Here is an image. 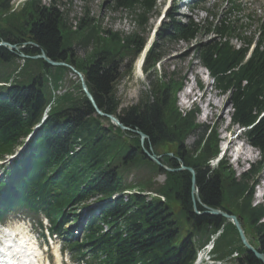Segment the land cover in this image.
<instances>
[{
  "label": "trees",
  "instance_id": "16d2710c",
  "mask_svg": "<svg viewBox=\"0 0 264 264\" xmlns=\"http://www.w3.org/2000/svg\"><path fill=\"white\" fill-rule=\"evenodd\" d=\"M74 1L82 2L83 8L70 21L68 11ZM91 1L48 0L43 4L26 0L13 9L12 0H0V41L23 47L13 51L0 47V71L13 67L1 76L12 83L0 87V158L42 120L54 97L22 161L13 168L14 177L0 186V206L9 201L42 211L57 231L90 200L104 201L97 211L89 210L81 239L66 241L84 264H191L199 248L194 237L218 232L222 233L219 242L232 244L229 233L237 238L239 254L234 264H262L240 247L233 224L208 213L207 208L235 215L245 235L246 227L251 229L250 244L264 255V201H252L264 167V21L258 27L256 46L245 59L253 36L242 35L238 31L242 25L229 18L240 12L238 0H229L226 10L219 16L212 14L204 24L191 18L182 22L170 15V22L145 55L142 71L148 91L136 103L119 108L116 84L131 72L145 46L140 32L145 31L155 0H109V9L131 16L135 29L126 35L103 30L90 16L87 4ZM203 32L214 36L195 44V58L212 79V88L219 95L228 94L230 125L244 128L242 138L259 153V159L239 176L221 161L210 166L218 153V140L214 127L196 122L198 108L177 109L175 92L182 86V77L171 72L165 81V75L156 71L166 55L165 43H191ZM233 37L240 40V46L231 43ZM41 52L79 71L98 109L115 116L127 130L98 115L79 82H70L64 93L53 95L71 71L30 58ZM71 87L74 92L68 91ZM139 132L146 136L143 144ZM190 136L194 141L184 145ZM159 147L165 152L160 162L172 171L155 164L144 152ZM139 164L144 168L135 170ZM181 165L194 172L197 198L191 192V173L180 170ZM158 174L166 177L162 186L150 183ZM144 189L163 200L133 192ZM114 194L118 196L106 201ZM180 218L188 229L177 242ZM66 232L65 236H74Z\"/></svg>",
  "mask_w": 264,
  "mask_h": 264
},
{
  "label": "rangeland",
  "instance_id": "374dc122",
  "mask_svg": "<svg viewBox=\"0 0 264 264\" xmlns=\"http://www.w3.org/2000/svg\"><path fill=\"white\" fill-rule=\"evenodd\" d=\"M204 8L207 10V12L201 10V9H195L193 11L189 10L183 2L185 0H155V5L153 7V11L151 12L150 18L147 22V26L145 28L144 32H140L141 36L144 37L146 44L152 46V44L157 42L158 35L162 32V29L166 23L170 22L169 16L172 15L175 19L180 20L182 22H186L191 18L193 21L198 22L200 24L206 23L207 20H211V15L216 14L219 16L221 11L226 10L229 7V2L227 0H204ZM23 0H12L11 4L13 6V9L17 6H20L22 4ZM108 2L109 0H92L90 3L87 4L90 12V16H93L95 19L98 20V24H100L101 28L103 30H111L116 31L122 34H129L134 29V23L131 19L130 15H125L124 12L118 10V11H112L108 8ZM41 3L47 4L48 0H41ZM82 5L83 3L80 1H74L72 2V5L70 6V9L68 11V18L71 21V19L74 16H78L79 13L82 12ZM67 6H64L66 8ZM62 8V9H64ZM241 11L235 14H231L228 17L235 21L234 19H237L236 24L242 25V30H238L242 35H246L247 37L250 36H256L258 33V27L259 24L264 20V0H242V6ZM248 17H251V20L248 19ZM157 31V35L153 39H149L150 33ZM214 35L213 34H205V32L198 35V37L193 40L191 43H186L183 41H179L176 43H165L163 45L166 55L165 58L161 60L159 63V66H156V71L158 75H165V81L168 79V76H170L171 72H174L176 76L182 77V86L175 92V105L179 111H185L187 108L190 107V102H192V105H195L199 113L196 115V122L198 124H206L210 127L215 128L216 138L218 140V156L217 159L213 160L210 163L211 167H216L217 164L221 161L219 158V155L221 153V149L229 144H227L228 137H233L236 134V127L231 126L229 124V116L231 113V107L230 102L228 99V94L225 95H219L213 88L211 84V78L207 76L206 70L200 65V63L195 58L194 48L195 44L199 41H209ZM256 38V37H255ZM255 40V39H254ZM148 41V43H147ZM231 43L235 46L241 45L240 40L235 39L233 37L231 39ZM20 47V46H19ZM23 48V47H21ZM19 48V49H21ZM21 60L20 62H22ZM134 67V64H133ZM18 69V68H17ZM13 70V67L6 70L0 71V81L2 80L1 76L4 74H8ZM11 76L15 77V74H12ZM161 80V79H160ZM164 80V79H163ZM197 81L200 82L202 85V89L198 90L196 95L193 98H190L189 92L192 87H195L197 84ZM8 82H12L9 80ZM77 83L78 78L76 75L72 73H68L67 76H63L62 80L59 82V87L56 90V93L62 94L66 91V86L68 84ZM148 81L143 74H138L135 72V69L131 70V72H127L123 74L122 78L117 81L116 84V97L119 100V108H123L126 106H129L131 104L136 103L143 92L148 91ZM68 91L74 92L73 88H69ZM189 100V102L187 101ZM209 102H213L215 104L214 111L211 113ZM108 123L114 124L109 118H107ZM115 127L119 128L117 125L114 124ZM120 129V128H119ZM122 131H125L123 129H120ZM234 140V139H233ZM237 141L240 140V137H237L235 139ZM194 141V137L190 136L186 139L184 142V145L190 146L192 142ZM141 142V141H140ZM144 140L141 142L143 144ZM231 147L229 148V150ZM153 150V149H152ZM227 150L226 156L222 159V163L225 167H228L230 170H232L236 176H239L245 169L248 167V161L245 158H249V161L254 162L255 160L259 159V156L257 157L254 152L247 150L245 152V156L243 159L239 160L240 163L238 165L234 162V154ZM164 150L159 147L156 148L155 151L151 152V155L157 156L158 163L164 167L166 170H171V168H168L164 166L160 160L163 157ZM172 153H169L170 156ZM157 164V163H155ZM158 165V164H157ZM159 166V165H158ZM135 170L143 169L144 165L139 164ZM184 167V165H181L179 169ZM1 173V168H0ZM129 178L132 177L131 173L129 172ZM264 175V171H261L258 174L257 178V184L254 185L253 188V197L252 201L254 203H257L258 196L264 191V182L262 181L261 177ZM166 181V177L164 175H153V177L150 179V183L154 184V186H162ZM146 194H149L153 197H158L160 199H163V197L159 194L154 193L150 190L143 191ZM195 211V210H194ZM22 217H26L31 219L30 215L24 212ZM25 218V219H26ZM14 219H9L8 221H12ZM181 220V226H180V233L177 238V242L186 234L188 225L184 221L183 218H180ZM228 220V219H227ZM230 221V220H228ZM15 221H12L13 224ZM78 223V222H77ZM77 223H74L73 225L76 226ZM33 230L34 232H38V224L37 221H34ZM27 225V224H26ZM72 225V226H73ZM66 225H64L65 227ZM246 239L248 243L250 244V241H252V235H251V229L249 227H246ZM225 231L223 232V234ZM35 234V233H34ZM222 233L219 232L217 235L213 237V244H217L221 240ZM79 238V237H78ZM206 238V239H205ZM212 237L208 236H195L194 240L196 244L200 248L203 247L204 243L207 242V240L211 239ZM227 238L229 239L228 243H224L223 241L219 242V244L216 246L213 245L212 251L210 252V256L214 258L215 261H213L215 264H227V262L231 261V264H234V259L237 258L239 251L236 249L238 247V244L236 239L234 238L232 233H229L227 235ZM205 239V241H204ZM240 240V239H239ZM60 239H57L56 242L60 243ZM206 244V243H205ZM202 245V246H201ZM251 245V244H250ZM244 247L242 243L240 242V247ZM252 246V245H251ZM215 247H216V255L218 254V258L215 256ZM245 248V247H244ZM218 249V251H217ZM46 255H43V260L46 261ZM47 258L50 259V257L47 255ZM61 264H74L71 260L73 257L69 253H65V255L61 256ZM50 264H57L55 262H51Z\"/></svg>",
  "mask_w": 264,
  "mask_h": 264
},
{
  "label": "water",
  "instance_id": "95a60500",
  "mask_svg": "<svg viewBox=\"0 0 264 264\" xmlns=\"http://www.w3.org/2000/svg\"><path fill=\"white\" fill-rule=\"evenodd\" d=\"M0 46L8 47V49H10L12 51L19 49V47L15 46V45H12V44H9L7 42H0ZM33 46L37 47L36 44H33ZM21 56H23V55H21ZM31 58H33V59L41 58L46 63H48V64H50L52 66H65V67H68L72 72H74L77 75V77H78V79H79V81L81 83L82 90L84 91V93H85L86 97L89 99V101L92 103L96 113L98 115L105 116V117L109 118L120 129L127 130L126 127L123 126L116 117H114L112 115L104 114L103 112H101L98 109V107L96 106V104L94 102V99L92 98L91 94L89 93V91H88V89L86 87V84L84 83L83 76H82V74L80 72H78L76 69H74L73 67H71L68 64H65L63 62H55V61L50 60L43 52H41L39 55L32 56ZM138 134L140 136V141L141 142L143 140H145L146 136L144 134H142L141 132H139ZM145 154L148 156V158L150 160H152L153 162H155L159 166H161L158 163V161H157V159H158L157 156L151 155V153L149 151H146V150H145ZM180 170H188L191 173V180H192L191 192H192V195H194V197L197 198V190H196V188L194 186V172H193V170L190 167H186V166L182 167ZM169 171H172V169L169 170ZM207 212L212 214V215H221V216L225 217L226 219L230 220L231 223L233 224V226L235 227L236 231H237L238 237H239L240 242L242 243V245L248 251H250L258 260H260L262 262V264H264V255L259 253L253 246H251L248 243V241L246 239V235L244 234V231H243V229L241 227L240 221L238 220V218L235 215L228 214V213L223 212V211H221L219 209H210V208H207Z\"/></svg>",
  "mask_w": 264,
  "mask_h": 264
},
{
  "label": "bare ground",
  "instance_id": "6f19581e",
  "mask_svg": "<svg viewBox=\"0 0 264 264\" xmlns=\"http://www.w3.org/2000/svg\"><path fill=\"white\" fill-rule=\"evenodd\" d=\"M135 72L139 73V63L135 66ZM209 106H210V111L211 113L214 111V108L216 107L215 104L213 102H209ZM216 109V108H215ZM236 140L233 138L229 140V145H228V150L231 147V145L235 142ZM36 232V231H35ZM15 239L17 241H28V236H25L22 232H17L15 233L14 236H12L10 239ZM9 238L7 240H10ZM29 243V241H28ZM18 253L21 255L20 256V261L22 263H25L27 260L30 261V259L33 256L38 255L37 250L35 249V246L32 244H28L27 246L23 247V249H17ZM27 253H30L29 255H27ZM55 254L57 255V253L55 252ZM57 262H59V259L57 260ZM19 264V261L17 262Z\"/></svg>",
  "mask_w": 264,
  "mask_h": 264
}]
</instances>
